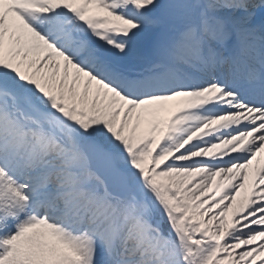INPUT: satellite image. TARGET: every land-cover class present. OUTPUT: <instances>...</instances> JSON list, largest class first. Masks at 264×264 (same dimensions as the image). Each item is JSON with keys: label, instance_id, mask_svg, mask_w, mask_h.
<instances>
[{"label": "snow or ice", "instance_id": "obj_1", "mask_svg": "<svg viewBox=\"0 0 264 264\" xmlns=\"http://www.w3.org/2000/svg\"><path fill=\"white\" fill-rule=\"evenodd\" d=\"M261 156L264 0H0V264H264Z\"/></svg>", "mask_w": 264, "mask_h": 264}, {"label": "rangeland", "instance_id": "obj_2", "mask_svg": "<svg viewBox=\"0 0 264 264\" xmlns=\"http://www.w3.org/2000/svg\"><path fill=\"white\" fill-rule=\"evenodd\" d=\"M167 103V107H166V110L161 112L160 115L163 117V118H168L167 117V112L168 113H171V111H175V109L179 106L178 105V102L177 101H169V102H166ZM148 127L147 123H144L142 124L141 126V130H145L146 128ZM255 168V166L252 165V168ZM205 219H207V217H205Z\"/></svg>", "mask_w": 264, "mask_h": 264}, {"label": "bare ground", "instance_id": "obj_3", "mask_svg": "<svg viewBox=\"0 0 264 264\" xmlns=\"http://www.w3.org/2000/svg\"><path fill=\"white\" fill-rule=\"evenodd\" d=\"M168 112H169V111H168ZM168 112H167V117H170V116L172 115L173 111H171V113H168ZM144 123H146V122H143V121H142L141 126H142V124H144ZM258 161H260V162H264V156L258 157V160H254V161H253V166H255V168H257V166H258ZM255 168H254V169H255ZM251 183H252V172L250 171V173H249V180H248V185H249V187L251 186ZM242 195H243V194H241L240 196L237 197V201H239V200L242 198ZM230 215H231V210H230Z\"/></svg>", "mask_w": 264, "mask_h": 264}]
</instances>
